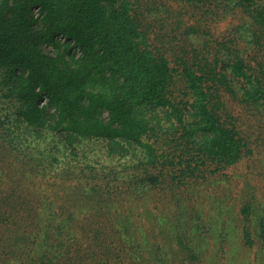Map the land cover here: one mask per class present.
<instances>
[{"label":"trees","instance_id":"obj_1","mask_svg":"<svg viewBox=\"0 0 264 264\" xmlns=\"http://www.w3.org/2000/svg\"><path fill=\"white\" fill-rule=\"evenodd\" d=\"M49 132L63 158L26 150L33 177L94 192L122 182L141 195L166 168L216 176L264 160V0H0V145ZM116 159L132 175L101 171ZM26 184L2 190L0 264H179L157 235L161 218L143 216L149 196L120 219L67 205L46 214L27 204ZM240 213L242 245L264 251V207L257 229L251 200ZM175 240L181 264H203L195 235Z\"/></svg>","mask_w":264,"mask_h":264},{"label":"rangeland","instance_id":"obj_2","mask_svg":"<svg viewBox=\"0 0 264 264\" xmlns=\"http://www.w3.org/2000/svg\"><path fill=\"white\" fill-rule=\"evenodd\" d=\"M219 32L222 33V30ZM219 35L221 34L217 33L216 36ZM29 137L25 140L27 145L25 144V147L18 146V150L7 147L12 149L8 150L0 145V197L2 190L6 191L13 183L24 179L30 188L28 192L24 193L27 204L32 203L34 208L40 207L39 210L46 214L53 213V207L67 205L69 210L72 208L78 212H84L90 217L106 213L105 215H109L110 219L116 217L120 219V217L131 213L142 201L141 198L149 196L151 204L143 211L144 215H142L147 218L148 213L146 212H149L147 219L151 218V215L153 219L161 218L159 227H162L158 228L160 231L157 235L163 241H172V247L168 248L171 261L178 257V263L181 264L180 258H184V253L181 254L182 251L178 248L175 239L181 234L188 233L199 239L196 244L204 250L203 264H206L207 260L209 264H219L217 256L219 233L226 232L228 247L227 250H224L226 259L221 264H251L254 254L256 256L255 264H264V251L260 242H257L255 248L248 249L239 240V234L247 224L244 216L240 213L241 205L248 200L254 203L255 213L251 225L255 229L258 227L259 215L263 213L264 160L257 159L253 165L245 161L236 167L217 173L216 176H214V172L205 170L184 178L179 172H173V169L166 168L159 170L162 174L160 186L156 189L148 187V192L141 195L139 192L129 190V187L122 182L117 183L120 187L119 191L104 189L94 192L91 190V183L87 190L82 189L80 184L77 187L70 186L71 179L68 177L60 176L59 178L58 175L55 180L53 178L50 180L40 174L39 176L34 174L36 177L34 178L30 164L26 163L28 160L24 156L26 150L29 152V158H41L42 155H47V158L52 153L63 158L62 152L65 148L62 146L60 137L52 132L39 137H32V135ZM95 147L101 152L103 144H96ZM42 148L44 151L41 152ZM25 166L28 168L26 174L22 176V169ZM115 166L118 167L120 176L123 173L127 176L132 175V170L120 166L117 159L103 161V165H99L101 171L108 177L109 172ZM248 167H252V170L250 171ZM81 168V166L78 167L79 171ZM142 173L143 169H140L137 175ZM173 174L176 178L175 181L170 180V176ZM85 178H88L87 175ZM45 198L49 199L48 202L44 201ZM143 212L141 211V213ZM152 225H154V220ZM2 257L7 256L0 251V259ZM185 263L188 262L185 261Z\"/></svg>","mask_w":264,"mask_h":264}]
</instances>
